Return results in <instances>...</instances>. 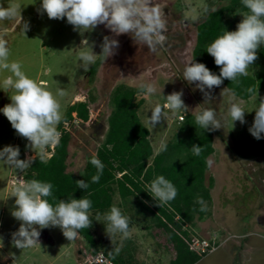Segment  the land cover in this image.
<instances>
[{"label":"rangeland","instance_id":"rangeland-1","mask_svg":"<svg viewBox=\"0 0 264 264\" xmlns=\"http://www.w3.org/2000/svg\"><path fill=\"white\" fill-rule=\"evenodd\" d=\"M165 5L167 16L166 46L156 53L148 51L147 46L137 45L128 34L115 36L104 25L83 36L73 26L63 20L49 19L37 9L41 0H16L22 6V16L30 22L26 37L13 33L9 39L11 61L21 64L22 70L37 82L45 80L49 90L65 91L63 97H57L64 115L69 104L86 101L89 96L93 102L89 105L90 116L85 123L76 121L65 125L71 133L68 171L80 174L86 158L94 155L105 139L108 129L107 120L111 112L110 93L119 84L139 87V84L152 82L157 93L153 96L138 95L143 98L139 116L150 130V140L154 154L159 153L161 143L167 144L173 139L180 126L175 115L169 112L165 120L153 129L147 123L149 111L157 104H163L164 98L173 91H183L182 99L189 108L187 115L195 117L199 108L215 109L222 127L213 130L214 153L206 161L209 168L206 183L213 178L210 190L211 202L207 205L209 214L204 219H196L193 234L198 238L215 241L214 252L203 256L196 264H264V157L240 159L233 151L234 141L246 142L251 133L256 100L251 97L244 101L245 123L232 122L227 118L229 93L222 91L223 85L212 90L213 100L204 103V96L195 84L183 80V69L196 42V27L204 20L207 12L227 5V0H160ZM109 36L119 41L116 54L101 63L92 80L88 81L87 72L81 67L78 46L82 39L94 42L93 51L100 54L103 38ZM258 52V50H257ZM260 66L257 59L249 74L254 75ZM8 75L0 72V79ZM264 97L263 92H258ZM10 103L7 93L0 91V108ZM204 103V104H203ZM202 104V105H201ZM199 106L197 109H195ZM28 141L15 133L7 118L0 113V149L7 145L19 146L20 157L26 159L35 152L26 148ZM47 150L44 158H47ZM17 172L0 162V264H79L84 254L105 251L111 248L114 259L120 264H170L174 258L173 247L155 226L153 217L128 213L130 218L128 237L117 233L112 238L106 233L103 216L101 221H93V233L99 249L90 246L80 236L67 240L59 228H46L41 231L39 245L27 249H17L12 245V233L19 228V222L12 217L11 211L15 197H11L14 187L11 185ZM118 250V251H117Z\"/></svg>","mask_w":264,"mask_h":264},{"label":"clouds","instance_id":"clouds-1","mask_svg":"<svg viewBox=\"0 0 264 264\" xmlns=\"http://www.w3.org/2000/svg\"><path fill=\"white\" fill-rule=\"evenodd\" d=\"M241 4L246 11L238 12L243 19L237 24L236 30L224 29L206 47V52L220 68L219 74L212 72L204 63L196 62L194 58L189 59L183 69V80L195 84L196 89L203 93L204 103L213 100L212 90L220 87L225 79L239 83L240 77L248 76L249 69L258 59L257 50L264 45V0H241ZM164 7L166 6L160 0H41L37 11L41 15L46 13L49 19L66 18L67 23L82 36L85 32H92L97 26L104 25L115 36L128 34L137 45L147 46L148 51L156 53L166 46L167 41V16L163 11ZM211 11L216 12L217 9L213 8ZM29 30L30 22L23 18L22 6L16 0H0V72L8 73L0 79V91L7 93L10 99V103L0 108V113L7 118L15 133L28 141L26 148L34 151L35 155L38 154L43 161L48 148L58 146L61 141L62 133L58 130V125L62 122L63 115L57 97H63L65 91L58 87L54 94L49 90L47 81L37 82L30 78L22 70L20 63L9 59L8 38L13 33L26 37ZM93 46L94 42L90 43L87 38L82 39L78 46L82 49L79 62L85 72L96 62L97 57L105 62L114 56L119 48V41L105 36L98 55L94 53ZM139 92L153 96L157 93V88L152 82L141 83ZM225 92L230 97L227 118L231 120L232 127L237 121L245 123V114L251 111L246 110L243 99L238 98L234 91L225 88L221 94ZM246 92L256 100V106L252 110L255 111V117L249 132L259 140L264 138V97L258 95L255 87H248ZM160 95L163 96L164 103L152 107L149 110L151 116H147V123L153 129L167 118L169 112L175 115L178 112L187 114L189 111L182 99V90L173 91L167 96L161 90ZM195 123L207 131L223 128L212 108H199ZM166 148V144L162 142L160 150L165 151ZM191 151L199 156L203 147L193 145ZM19 157V146L7 145L0 149V162L16 170L17 176L30 168L35 160L34 156L26 159ZM90 163L97 169L91 182L98 183L104 164L96 157ZM208 163L211 164V161ZM20 177L11 196L15 197L11 215L19 222L18 230L12 233L13 247L23 250L39 245L40 230L46 228H59L63 236L72 241L79 237L82 230L92 226L90 214L93 205L90 199H76L72 196L66 200L58 199L53 195L52 183ZM75 184L85 191L89 187L84 180H78ZM147 192L159 208L174 200L178 194L173 182L163 175L150 182ZM49 198L55 202H50ZM197 203L203 205V198L197 197ZM95 220L102 222L100 214L96 215ZM102 223L110 238L117 233L126 238L130 233V218L115 205L104 213ZM2 247L3 239L0 237V248Z\"/></svg>","mask_w":264,"mask_h":264},{"label":"trees","instance_id":"trees-1","mask_svg":"<svg viewBox=\"0 0 264 264\" xmlns=\"http://www.w3.org/2000/svg\"><path fill=\"white\" fill-rule=\"evenodd\" d=\"M227 1L229 3L216 12H207L204 20L197 25L196 42L192 51V58L196 62L204 63L216 74H219L220 68L206 52V47L224 29L235 31L237 24L243 19L238 12L246 11L241 0ZM257 56L260 66L254 75L240 77L239 83H232L227 79L222 83L223 87L234 91L240 99L248 100L252 97L246 92L248 87H255L258 92L264 93V45L258 49ZM100 63L101 60L97 59L91 66L87 74L90 83ZM139 94V87L125 84L116 85L112 89L111 112L105 139L96 153L86 158L80 174L68 171L71 133L65 129V124L87 122L90 116L89 105L94 99L89 96L86 101L69 104L58 125V130L62 133L60 144L53 147L52 155L43 161L35 156L23 177L25 180L37 179L52 183L53 195L58 199L66 200L71 196L90 199L93 205L90 216L93 221L97 214L103 216L113 205L124 208L131 215L137 213L153 217L155 226L174 249L175 255L170 264H196L202 257L192 251L188 243L196 238L192 229L196 219H204L209 214L206 209L211 202L210 190L214 180L210 178L206 183L209 168L206 160L214 153L213 131L201 129L196 125L195 117L187 115L178 126L173 139L166 144V150L154 154L150 130L139 116V108L144 102L143 98L138 99ZM193 145L203 147L201 155L192 153ZM48 151L51 152L50 147ZM233 151L240 159L264 157V138L257 140L251 135L244 143L234 141ZM93 157L104 164L98 183L91 182V177L97 174V169L90 163ZM159 175L173 182L178 190L176 198L160 208L147 192L150 182ZM78 180L88 182L86 191L77 188L75 182ZM197 197L203 198V205L197 203ZM49 199L50 202H55ZM93 221L92 226L82 230L79 236L97 250L99 246L94 238ZM104 253L116 264H120L114 259L111 248L106 247Z\"/></svg>","mask_w":264,"mask_h":264},{"label":"built area","instance_id":"built-area-1","mask_svg":"<svg viewBox=\"0 0 264 264\" xmlns=\"http://www.w3.org/2000/svg\"><path fill=\"white\" fill-rule=\"evenodd\" d=\"M175 119H176V123L181 124L185 120V114L183 112H178L175 114ZM67 124L69 123H66L65 125ZM50 149H51V152H49L48 157L52 155L53 147H50ZM19 177L24 179L22 173H18V176L12 178L11 185L13 187L17 185ZM188 244H189L190 249L196 252L201 257L214 252L217 248L215 241L211 242L209 239L198 238V237L194 238ZM79 264H116V262L110 259L108 256H106L104 252L94 251L90 254L85 253Z\"/></svg>","mask_w":264,"mask_h":264},{"label":"crops","instance_id":"crops-1","mask_svg":"<svg viewBox=\"0 0 264 264\" xmlns=\"http://www.w3.org/2000/svg\"><path fill=\"white\" fill-rule=\"evenodd\" d=\"M212 190V189H211ZM82 260V258L80 259V261ZM80 261H79V263H80Z\"/></svg>","mask_w":264,"mask_h":264}]
</instances>
